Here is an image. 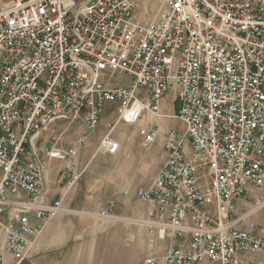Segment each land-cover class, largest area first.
Instances as JSON below:
<instances>
[{"label": "built area", "instance_id": "obj_1", "mask_svg": "<svg viewBox=\"0 0 264 264\" xmlns=\"http://www.w3.org/2000/svg\"><path fill=\"white\" fill-rule=\"evenodd\" d=\"M138 1L0 0V264L25 260L44 225L64 214L61 200L41 201L43 172L87 141L84 134L62 148L51 136L37 158L40 134L61 119L93 132L112 102L116 121L96 149L112 155L116 124L161 118L168 93L185 130L167 134L164 166L136 189L148 206L149 244L187 237V249L169 247L162 264L264 256V228L258 237L252 223L239 230L229 221L248 195L246 215L264 212V0H159L144 22L134 17ZM117 72L127 86L114 81ZM157 132L139 128L146 148ZM65 170L71 185L78 175L71 163ZM114 207L99 214L113 216ZM144 264H156L152 252Z\"/></svg>", "mask_w": 264, "mask_h": 264}, {"label": "crops", "instance_id": "obj_2", "mask_svg": "<svg viewBox=\"0 0 264 264\" xmlns=\"http://www.w3.org/2000/svg\"><path fill=\"white\" fill-rule=\"evenodd\" d=\"M167 95L162 99L160 113L162 117L175 118L177 103L174 96L172 100L176 104L175 111L173 110L172 114H165L161 111V106L165 107L167 104ZM162 117L159 119H162ZM77 121L80 131L76 132L74 137L67 143L63 141L64 134L73 122L71 123L64 119L54 121L51 125L56 122H64L66 123V128L61 133L51 132L47 137L46 133L49 132L50 125L47 131L40 134L34 143L37 158L43 157L42 148L47 144L51 136L60 135L62 148H67L72 140L86 134L81 120ZM115 121L116 115L112 124ZM100 122L101 117L99 124ZM159 124L155 125L154 120L150 122L144 120L141 126L148 128L156 127L158 130L155 142L148 148L143 145L142 139L138 135L139 129L137 133L134 131L132 134L126 135L120 132L116 136H113L118 142V150L115 154L105 155L122 164V170L133 171L131 180L128 181L124 178L119 180L118 189L115 192L117 205L113 200H110L115 204L112 212L113 216H101L99 214L107 209L110 201L103 208H99L98 213H88V215L75 213L73 210L90 209L87 208L89 206L87 205L88 202L82 206L75 201L78 194L77 196H70L81 190L78 184L76 185L78 178L71 185H68L70 180H65L64 174H60V169L62 168L66 171L67 163H71L73 164V174L78 175L75 173V168L76 162L83 155L81 150L86 145V147H93L94 144L92 142L87 140L85 146L78 150L76 156L68 159L67 162L61 160L49 161L47 168L43 172L45 194L41 201L45 204H51L54 201L61 200L65 212L63 215L44 225L39 238L27 258L19 264H28L27 260L30 256L32 258L31 264H144L145 259L151 252L154 254L156 264H162L169 247L186 250L187 237L182 238L180 241L171 238H166L165 240L154 239L153 244L150 245L148 228L145 224L141 223L147 219L148 206L137 199L136 189L139 187L148 188L156 174L164 166L167 160V154L164 150V140L167 134L173 130L170 129L162 133ZM118 125L120 123L116 124V126ZM163 126L167 130L164 124ZM106 132L107 129L102 132L99 141ZM99 141L95 144L94 155L90 162L99 154L96 153ZM101 162L105 164L106 159H101ZM67 173L69 174L70 172ZM69 177L71 178V173ZM253 201L254 195H248L236 200L234 203L235 209L229 221L233 229L239 230H249L248 225L252 223L254 226L251 232L259 237L263 236L264 212H257L251 216L246 215L251 209ZM91 209L94 210L95 208ZM91 216L101 218L102 220L98 222L96 221L97 219ZM111 219L117 220L112 221ZM240 257L244 264H264V256L260 254H243ZM15 262L11 256H5L4 264H13Z\"/></svg>", "mask_w": 264, "mask_h": 264}, {"label": "rangeland", "instance_id": "obj_3", "mask_svg": "<svg viewBox=\"0 0 264 264\" xmlns=\"http://www.w3.org/2000/svg\"><path fill=\"white\" fill-rule=\"evenodd\" d=\"M159 5V0H139L136 4V8L134 11V17L141 21H149L154 12L156 11ZM1 58V54H0ZM114 81L120 83L123 86H127L129 84L130 78L127 77L124 73L117 72L114 74ZM173 93H168L166 102L167 104L165 107L161 106V111L165 114H172L173 110L175 111L176 104L172 100ZM117 109L115 103H106L101 114V122L97 129L93 132L86 133V138L89 142L94 144L93 147H84L83 155L78 159L76 162L75 173L78 174L77 183L78 186L81 188L79 192H75L72 195L78 194L75 201L80 205H84L86 202L89 205L85 210H73L75 213L79 215H88V213H98L99 208H103L108 201L113 200L116 205V196L115 192L118 189L119 180L124 178L125 180H131L133 176V171L130 170H122V164L116 162L115 159L109 156H101L97 154L93 161L90 162L92 156L94 155V150L96 147L95 144L99 141L102 132L109 129V126L112 125V121L115 118ZM148 118V117H146ZM149 119V118H148ZM150 120V119H149ZM144 120L138 121L135 124H126L116 126L113 130V136H116L118 133L122 132L127 134H132L142 126ZM155 125L159 124L160 131L162 133L167 132L170 129L175 130V132L179 135V138L184 133V126L183 124L176 118L171 117H162V119L154 120ZM164 122V123H163ZM166 126L167 130L163 128V124ZM78 121H75L71 124V126L66 129L64 134V142L70 141L76 132L80 131L78 128ZM66 128V123L64 122H56L51 125L50 130L46 133L47 137L50 135L51 132H58L61 133ZM107 133V132H106ZM187 143V142H186ZM101 159H106V163H102ZM60 174H64L65 180H70L69 174L64 171V169H60ZM69 197V196H68ZM99 205V206H98ZM95 208L92 210L91 208ZM115 214V213H114ZM116 216V215H115ZM94 217V216H91ZM96 221L100 222L101 218H96ZM100 219V220H99ZM113 221V220H112ZM184 236L183 238H185ZM182 238H177L180 241ZM168 240V239H167ZM166 240V241H167ZM164 242V241H163ZM31 256L28 258L27 263L31 264Z\"/></svg>", "mask_w": 264, "mask_h": 264}]
</instances>
